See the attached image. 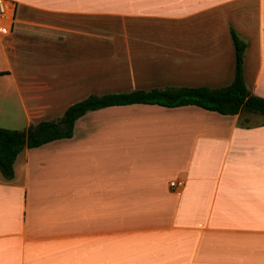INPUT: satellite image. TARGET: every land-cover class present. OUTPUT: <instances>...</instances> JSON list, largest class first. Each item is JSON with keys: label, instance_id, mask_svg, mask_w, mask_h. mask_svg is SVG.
<instances>
[{"label": "crops", "instance_id": "1", "mask_svg": "<svg viewBox=\"0 0 264 264\" xmlns=\"http://www.w3.org/2000/svg\"><path fill=\"white\" fill-rule=\"evenodd\" d=\"M11 1L0 126L57 118L89 93L224 85L230 27L264 97V0ZM12 166L0 264H264V114L110 104Z\"/></svg>", "mask_w": 264, "mask_h": 264}, {"label": "trees", "instance_id": "2", "mask_svg": "<svg viewBox=\"0 0 264 264\" xmlns=\"http://www.w3.org/2000/svg\"><path fill=\"white\" fill-rule=\"evenodd\" d=\"M233 43L234 62L231 80L221 86H178L128 91L89 93L66 106L60 116L41 119L23 128L0 126V172L10 178L13 175V160L23 146H34L45 141L70 136L74 119L87 110L110 104L132 102L157 103L161 105L196 104L220 113L232 114L250 111L264 114V97L255 95L247 88L242 75L244 42L235 31L229 29ZM242 116L239 124H247Z\"/></svg>", "mask_w": 264, "mask_h": 264}, {"label": "built area", "instance_id": "3", "mask_svg": "<svg viewBox=\"0 0 264 264\" xmlns=\"http://www.w3.org/2000/svg\"><path fill=\"white\" fill-rule=\"evenodd\" d=\"M13 11L14 4L11 0H0V32H5L9 29ZM168 184H180V181L171 179Z\"/></svg>", "mask_w": 264, "mask_h": 264}, {"label": "rangeland", "instance_id": "4", "mask_svg": "<svg viewBox=\"0 0 264 264\" xmlns=\"http://www.w3.org/2000/svg\"><path fill=\"white\" fill-rule=\"evenodd\" d=\"M248 115H249L250 117H253V119L255 118V116H251V114H249V113H248ZM257 115H258V114H257ZM254 120H255V119H254Z\"/></svg>", "mask_w": 264, "mask_h": 264}]
</instances>
